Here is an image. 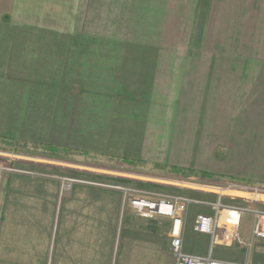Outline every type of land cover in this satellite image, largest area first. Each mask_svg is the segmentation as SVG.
Returning a JSON list of instances; mask_svg holds the SVG:
<instances>
[{"label": "crops", "instance_id": "crops-1", "mask_svg": "<svg viewBox=\"0 0 264 264\" xmlns=\"http://www.w3.org/2000/svg\"><path fill=\"white\" fill-rule=\"evenodd\" d=\"M65 2L68 36L0 22V138L61 142L71 105L115 104L128 160L264 187V0ZM73 84L80 97L60 89ZM38 169L0 178V264H175L169 217L138 212L117 184L62 192L53 170ZM204 209L191 206L182 222L189 255L210 251L193 230ZM252 226L243 217L241 243L212 258L264 264Z\"/></svg>", "mask_w": 264, "mask_h": 264}, {"label": "rangeland", "instance_id": "rangeland-1", "mask_svg": "<svg viewBox=\"0 0 264 264\" xmlns=\"http://www.w3.org/2000/svg\"><path fill=\"white\" fill-rule=\"evenodd\" d=\"M53 1L0 0V22L34 26L53 24L61 28V35L68 36V29L72 27V24L66 5L63 4L65 0H59L57 5H53ZM73 24L83 27L81 16H78ZM81 37L88 36L81 35ZM63 73L65 72H62V76ZM60 89L69 91L71 96L80 97L82 93V89L77 84ZM79 102L77 101L76 106ZM114 106L115 104L108 103L101 109L92 111L76 109L71 105L70 114L63 112V115L69 114L63 116L61 121L63 140L54 144L53 142L34 143L0 138V167L17 171H28V169L37 171L40 167L47 168L51 169V172L54 171V176L60 180V183L61 179L67 178L74 180L75 183L94 186L117 184L128 190L148 193L153 199L186 197L211 204L217 198L210 192H217L222 195L223 204L264 208V187L225 180L202 179L198 175L180 176L150 162L128 160L123 151L129 146L124 140L130 136L124 133V128L119 125L120 119L117 118L118 112L113 111ZM204 210L206 214H210L208 208ZM52 249L53 239L49 251L50 261ZM220 251L222 249L214 246L212 254L216 257Z\"/></svg>", "mask_w": 264, "mask_h": 264}, {"label": "built area", "instance_id": "built-area-1", "mask_svg": "<svg viewBox=\"0 0 264 264\" xmlns=\"http://www.w3.org/2000/svg\"><path fill=\"white\" fill-rule=\"evenodd\" d=\"M7 173H16L21 175H36L26 171H17L0 167V178L5 177ZM75 181L72 179H61L62 192L69 191ZM127 198H131V205L138 212L144 210L149 213H155L167 216L172 220V228L169 233L170 252L175 264H233L214 260L212 258L213 246H234L241 243L238 235L240 220L250 215L252 217V237L253 239L264 242V208H252L223 204L222 195L217 192H210L216 196V201L211 204L192 200L186 197H157L153 199L148 193L136 190H124ZM209 193V192H207ZM209 193V194H210ZM193 205L202 206L210 210V214L199 213L194 218L193 230L198 234L208 235L210 238V251L207 256H193L184 252L182 240V222L184 217Z\"/></svg>", "mask_w": 264, "mask_h": 264}, {"label": "trees", "instance_id": "trees-1", "mask_svg": "<svg viewBox=\"0 0 264 264\" xmlns=\"http://www.w3.org/2000/svg\"><path fill=\"white\" fill-rule=\"evenodd\" d=\"M171 171H175L174 173L175 174H180V175H182V176H193V175H198V174H195V173H193V172H181V171H179V170H171ZM198 176H200V177H202V179L205 177V176H203V174H200V175H198ZM206 178H208L209 180H211L208 176H206L204 179H206Z\"/></svg>", "mask_w": 264, "mask_h": 264}]
</instances>
